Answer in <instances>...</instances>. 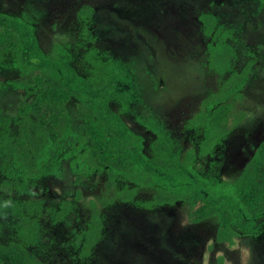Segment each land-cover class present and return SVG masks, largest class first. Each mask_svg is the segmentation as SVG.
Returning <instances> with one entry per match:
<instances>
[{
  "label": "trees",
  "instance_id": "1",
  "mask_svg": "<svg viewBox=\"0 0 264 264\" xmlns=\"http://www.w3.org/2000/svg\"><path fill=\"white\" fill-rule=\"evenodd\" d=\"M77 14L81 24L77 45L84 50L86 75L71 64L66 46L58 43L51 52H44L26 20L0 12V72L18 71L15 79H0V95L9 86L25 92L17 107L16 130L5 126L0 130V211L8 208L14 216L9 236L3 235L0 224V264H46L41 219L64 220L73 203L67 199L59 208H46L34 188L42 177L59 173L67 159L77 186L94 174L106 177V189L113 195L101 199L103 206L136 202L137 188H148L153 190L152 198L138 205L152 209L184 202L192 223L218 219L219 243L229 245L232 239L250 234L264 218V140L234 180L212 181L197 168L199 156L210 154L247 116L238 104L245 98L254 61L242 70L235 67L237 53L228 41L231 31H224L212 13L200 15L210 39L209 68L223 82L203 99L201 110L188 122V127L203 134L198 149L183 153L151 114L138 117L154 134L148 154L143 136L123 117L138 99L130 67L96 45L94 7L84 5ZM71 103L82 116L80 134L71 126ZM114 103L119 104L117 110ZM3 117L0 108V124ZM73 134L76 141L67 148V138ZM76 197L82 198L80 188ZM90 204L91 216L74 244L83 258L92 254L104 236L99 203L91 200ZM223 261L220 258L218 264Z\"/></svg>",
  "mask_w": 264,
  "mask_h": 264
},
{
  "label": "rangeland",
  "instance_id": "2",
  "mask_svg": "<svg viewBox=\"0 0 264 264\" xmlns=\"http://www.w3.org/2000/svg\"><path fill=\"white\" fill-rule=\"evenodd\" d=\"M84 5L95 9L96 45L122 60L134 75L138 99L123 117L143 136L148 154L154 134L138 117L151 114L183 153L198 149L203 134L188 127V122L201 110L203 99L223 82L209 68L210 39L200 15L212 13L224 31H231L228 41L237 51L235 67L242 70L255 61L244 87L245 98L238 104L247 116L209 155L199 156L197 168L212 181L236 179L264 140V0H0V12L26 20L44 52H51L58 43L66 46L71 64L86 75L84 50L77 45L81 31L77 13ZM17 77V70L0 72L4 81ZM24 97L25 92L11 86L0 95L4 116L0 130L5 126L15 131L17 107ZM112 107L117 110L119 104ZM71 111L73 128L80 132L83 120L74 103ZM1 178L0 171V184ZM75 190L68 168L61 178L45 179L36 189L49 205L75 200ZM152 194L151 189L137 188L136 202H116L106 208L105 237L93 256L81 261L74 259L77 249L69 239L85 225L91 200L113 195L106 189L104 175L89 179L69 218L61 226L47 227L42 249L46 264H203L206 255L208 264H218L221 252L223 264H241L238 250L216 241L217 218L192 223L184 202L139 208L138 203L150 200ZM10 216L9 210L0 213L5 237L10 234ZM236 240L249 249V264H264V218L250 234Z\"/></svg>",
  "mask_w": 264,
  "mask_h": 264
},
{
  "label": "flooded vegetation",
  "instance_id": "3",
  "mask_svg": "<svg viewBox=\"0 0 264 264\" xmlns=\"http://www.w3.org/2000/svg\"><path fill=\"white\" fill-rule=\"evenodd\" d=\"M236 53H237V51H236ZM209 56H210V53H209ZM237 57V56H236ZM236 59V58H235ZM235 61V60H234ZM251 61V60H250ZM249 61V62H250ZM248 62V63H249ZM255 62V61H254ZM247 63V64H248ZM246 64V65H247ZM245 65V66H246ZM253 68H254V63H253ZM252 68V69H253ZM253 71V70H252ZM252 74V73H251ZM249 80V79H248ZM72 104V103H71ZM71 104H70V114H71V126H72V129H73V131H74V133L75 134H80L81 132H82V130L80 131V132H76L75 130H74V128H73V124H72V111H71ZM75 104V103H74ZM76 108V107H75ZM77 110V109H76ZM3 113V112H2ZM82 129H83V127H82ZM16 130V129H15ZM75 134H73V135H71L70 137H68L67 138V141H66V147L67 148H70V145L72 144V143H74L75 141H76V135ZM142 136V135H141ZM145 141V140H144ZM144 144H145V142H144ZM218 145V144H217ZM209 155V154H208ZM60 172L59 173H57V174H50V175H46V176H44V177H42L41 179H40V181H38V183H37V185H36V187L34 188V191H35V193H36V196L38 197V193H37V191H36V189H37V187L40 185V183L43 181V180H45V179H48V178H50V177H55V178H61L62 176H63V174H64V172H65V169L66 168H68L70 171H71V173L74 175V185H75V187H76V190H75V197H74V199L75 200H71L72 201V203H73V207H72V211L66 216V219H64V220H60V221H58V222H55L54 220H52V218L49 216H47V217H44V218H42L41 219V221H42V234H43V236L44 235H46V233H47V227L48 226H52V227H56V226H61L68 218H69V216L73 213V211L76 209V202L75 201H79L80 199H78L76 196H77V189L78 188H80V190L82 191V195H83V185L89 180V179H91V178H93L94 176H97V174H94V175H92L89 179H87L85 182H83L81 185H79V186H77L76 184H75V174L72 172V170H71V167H70V160L69 159H67V160H63L62 161V163H61V165H60ZM1 191V190H0ZM1 193H2V191H1ZM2 195H3V193H2ZM1 195V196H2ZM28 197H29V195L28 194H26ZM39 199H43L44 200V205H45V207L46 208H49V207H57V208H59V205L64 201V200H67V199H62L61 201H59L58 203H55L54 205H49L48 204V202L44 199V198H41V197H38ZM95 201H97V200H95ZM98 203H99V208H101V212H102V217H103V221H104V236H103V239H104V237H105V234H106V229H107V222H106V218H105V209L106 208H108L109 206H111L112 204H109V205H107V206H103L102 205V203H101V200L100 201H97ZM119 202V201H118ZM91 203V202H90ZM116 203V202H115ZM121 203H126V204H128V203H132V202H121ZM139 208H141V209H143V207L142 206H140L139 205ZM153 209V208H152ZM7 210H9L10 211V217H11V220H10V229H11V223H12V220H13V218H14V216H13V214H12V212H11V210L10 209H8V208H6V209H4L3 211H0V213H4V212H6ZM146 210H150V209H146ZM91 213H92V207H91V204H90V214H89V216H88V218H87V220H86V222H85V225H83V227H80V229L78 230V231H76L75 232V234L74 235H72L71 237H70V241H71V243L73 244V243H76V236L78 235V233L83 229V228H85L86 226H87V223H88V221H89V218H90V216H91ZM1 224V223H0ZM3 230H4V227H3V225H2V232H3ZM10 233H11V231H10ZM3 235H4V232H3ZM43 238V237H42ZM103 239L101 240V242L103 241ZM51 242L53 241V240H50ZM100 242V243H101ZM100 243H98V245L95 247V249H94V251L92 252V254L90 255V256H88V257H81L80 256V254L78 253V251L75 253V257H74V259H79V260H81V261H85L86 259H88L89 257H91V256H93V254H94V252H95V250H96V248L100 245ZM73 247V249H74V245L72 246ZM79 248V247H78ZM42 253H43V251H42ZM42 258H43V260L45 261V258H44V256H42ZM46 263V262H45Z\"/></svg>",
  "mask_w": 264,
  "mask_h": 264
},
{
  "label": "clouds",
  "instance_id": "4",
  "mask_svg": "<svg viewBox=\"0 0 264 264\" xmlns=\"http://www.w3.org/2000/svg\"><path fill=\"white\" fill-rule=\"evenodd\" d=\"M212 247V243L211 241L209 242L208 244V248L211 249ZM229 247L230 249L232 250H238L239 253H240V259H241V264H249V259H250V256H251V253L249 251V249L245 248V247H242L239 243L238 240L236 239H232L229 243ZM218 257H220L222 260H223V253H218L217 254ZM203 264H208V257L207 255L204 257V262Z\"/></svg>",
  "mask_w": 264,
  "mask_h": 264
}]
</instances>
